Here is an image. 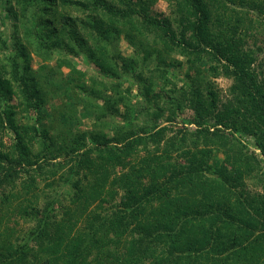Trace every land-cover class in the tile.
I'll list each match as a JSON object with an SVG mask.
<instances>
[{"label": "trees", "instance_id": "1", "mask_svg": "<svg viewBox=\"0 0 264 264\" xmlns=\"http://www.w3.org/2000/svg\"><path fill=\"white\" fill-rule=\"evenodd\" d=\"M151 1L0 0V264H264V191L245 181L259 170L264 189V0ZM186 108L197 131L171 130Z\"/></svg>", "mask_w": 264, "mask_h": 264}, {"label": "rangeland", "instance_id": "2", "mask_svg": "<svg viewBox=\"0 0 264 264\" xmlns=\"http://www.w3.org/2000/svg\"><path fill=\"white\" fill-rule=\"evenodd\" d=\"M17 9L19 10L18 7H17ZM150 9H153L155 12H157L159 14H161V13L169 14V12H170L167 0L151 1ZM5 16H6L5 11L0 7V35L2 34L4 36L9 35L11 30H12L11 20L9 19V17H5ZM118 26L121 29L122 28H128V26L121 25V24ZM123 34H124L123 31L121 34H119V36L117 38V45H118L120 51L122 52V54L129 55L132 52V46L126 42ZM151 40H152V36H150V35L147 37V40L145 39V41H148V42H150ZM10 50L11 49H8V50L4 49V50L0 51V57L3 56V58H1L2 61L7 63V64H8V61L7 60L4 61V59H5L4 55H7L10 52ZM263 55H264V53H263ZM175 56H176V54H175ZM78 60H79V67L87 70V72L92 74V75H98L99 74L98 68L90 60L87 61L84 57H79ZM40 62H41V59L38 56L33 55V60L31 62L32 67L36 68ZM62 70L64 72L63 76L67 77L69 67L64 66V67H62ZM172 72H175V74ZM172 72L170 71L169 76H170V78H172V81L176 83V85H173V83L170 82L167 85V88H171V89L177 88V86H180V84L183 83V76H184V74L182 72H180L178 69H175ZM147 73H148L147 69H144V74L148 75ZM212 80L214 82V87L217 89V91L219 93L218 107L222 108V104L227 102L228 100H230L232 98V95L229 91V88H230L233 80H232V78H228V77H225L222 75L215 77ZM128 85H130V81H126L125 86H128ZM134 92H136V89L134 90ZM11 101L16 103L17 99L15 97H12ZM52 104H54V103L52 102ZM164 110L166 111V109H164ZM165 113L166 114L164 117H166L168 115L167 111ZM24 114L27 116L30 115V117L35 116V113H32V112L28 113L27 111H23L21 113L20 112L18 113V115L20 116V119L26 120V118L23 117ZM193 114H194V112L191 109L186 108L184 110V112L182 114H180L176 118V120L172 123L171 130L177 131L180 128L183 129V126H184L185 129L192 131V132H196L197 128H198L197 125H195L194 123L184 124V122L182 121V118H189V119L192 118ZM91 120H92L91 118L81 116L80 117L81 127L82 128H89L91 126ZM164 120H165V118L160 119V121L163 123L165 122ZM210 123H211V121H208L207 125H209ZM169 134H171V133L169 132ZM242 138L244 139L245 142L249 143V146L251 148H254V138L252 136H244ZM4 140H5L6 145H11V146L14 145L15 139H14V133L12 130L7 129L5 131ZM256 152L259 154L260 157H262L260 152H259V149H256ZM215 162H217V160ZM263 166H264V161H263ZM27 176H28V173L23 172V175L19 178V180H22V178H26ZM261 176H262V173L259 170H256L255 172L252 173L251 176H247L245 178L248 190L260 191V192L264 191V189L262 187L263 180H261V178H262ZM38 184L40 187H43V184H44L43 179H39ZM17 187L19 188L20 185L17 184ZM17 190H19V189H17ZM47 190H49V195L56 198V200L58 201L56 204L57 210L61 209L62 206L69 203V194H68L70 191L69 185L62 184V183H56L55 186L53 188H51V190H50V188H48ZM43 197H41V199H40V204H42L44 201ZM16 217L17 216H13V220H11L12 225L15 224L16 226H18L21 229H27V228L32 227L33 224L30 221H26L25 219H22L21 217H19V218H16Z\"/></svg>", "mask_w": 264, "mask_h": 264}]
</instances>
